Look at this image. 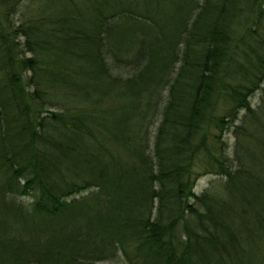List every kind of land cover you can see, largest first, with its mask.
Wrapping results in <instances>:
<instances>
[{
	"label": "trees",
	"instance_id": "obj_1",
	"mask_svg": "<svg viewBox=\"0 0 264 264\" xmlns=\"http://www.w3.org/2000/svg\"><path fill=\"white\" fill-rule=\"evenodd\" d=\"M0 264H264V0H0Z\"/></svg>",
	"mask_w": 264,
	"mask_h": 264
},
{
	"label": "rangeland",
	"instance_id": "obj_2",
	"mask_svg": "<svg viewBox=\"0 0 264 264\" xmlns=\"http://www.w3.org/2000/svg\"><path fill=\"white\" fill-rule=\"evenodd\" d=\"M259 95H260V92H258L253 99V104L256 105L258 103V100H259ZM228 138H229V141L230 142V152H233L234 148L233 146L235 147V138L233 137L232 133H229L228 134ZM219 176L217 175H213V174H204V175H201L199 177V179L197 180V184L196 187H195V190L197 193H201L203 192L207 187H209L213 180H217Z\"/></svg>",
	"mask_w": 264,
	"mask_h": 264
}]
</instances>
